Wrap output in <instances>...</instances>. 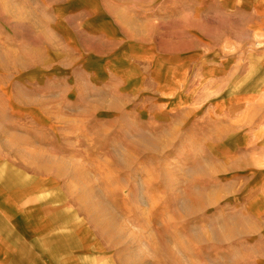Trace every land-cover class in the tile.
Segmentation results:
<instances>
[{
	"label": "rangeland",
	"instance_id": "374dc122",
	"mask_svg": "<svg viewBox=\"0 0 264 264\" xmlns=\"http://www.w3.org/2000/svg\"><path fill=\"white\" fill-rule=\"evenodd\" d=\"M0 180L93 264H264V0H0Z\"/></svg>",
	"mask_w": 264,
	"mask_h": 264
},
{
	"label": "crops",
	"instance_id": "0c3cea01",
	"mask_svg": "<svg viewBox=\"0 0 264 264\" xmlns=\"http://www.w3.org/2000/svg\"><path fill=\"white\" fill-rule=\"evenodd\" d=\"M26 196L24 189L14 190L0 180V264H93L87 251L63 244L61 234L46 232L55 223L41 215L40 206L25 201Z\"/></svg>",
	"mask_w": 264,
	"mask_h": 264
}]
</instances>
